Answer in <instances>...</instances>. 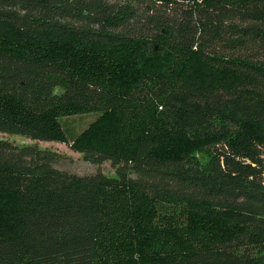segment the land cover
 Returning <instances> with one entry per match:
<instances>
[{
    "label": "trees",
    "instance_id": "obj_1",
    "mask_svg": "<svg viewBox=\"0 0 264 264\" xmlns=\"http://www.w3.org/2000/svg\"><path fill=\"white\" fill-rule=\"evenodd\" d=\"M0 264H264V0H0Z\"/></svg>",
    "mask_w": 264,
    "mask_h": 264
},
{
    "label": "rangeland",
    "instance_id": "obj_2",
    "mask_svg": "<svg viewBox=\"0 0 264 264\" xmlns=\"http://www.w3.org/2000/svg\"><path fill=\"white\" fill-rule=\"evenodd\" d=\"M96 115L97 111L82 110L60 117V122L67 133L68 142L33 140L24 135L3 132H0V137L18 144L36 142L41 147L55 150L60 154L59 160L55 163V166L59 169L78 175L92 174L97 169H100L108 176H115V170L110 161H104L100 165L91 163L83 158L81 152L72 149L70 146L72 138L84 129Z\"/></svg>",
    "mask_w": 264,
    "mask_h": 264
}]
</instances>
